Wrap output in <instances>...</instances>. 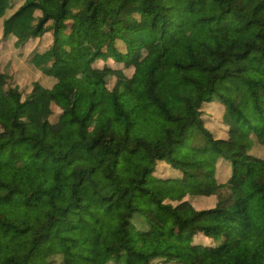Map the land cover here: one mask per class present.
<instances>
[{
	"label": "clouds",
	"instance_id": "9594fccd",
	"mask_svg": "<svg viewBox=\"0 0 264 264\" xmlns=\"http://www.w3.org/2000/svg\"><path fill=\"white\" fill-rule=\"evenodd\" d=\"M0 264H264V0H0Z\"/></svg>",
	"mask_w": 264,
	"mask_h": 264
}]
</instances>
